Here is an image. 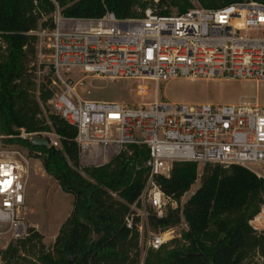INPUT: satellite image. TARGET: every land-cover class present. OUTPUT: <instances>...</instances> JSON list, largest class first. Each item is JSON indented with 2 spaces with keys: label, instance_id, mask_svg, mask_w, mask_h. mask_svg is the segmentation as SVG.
Masks as SVG:
<instances>
[{
  "label": "built area",
  "instance_id": "2783aa9c",
  "mask_svg": "<svg viewBox=\"0 0 264 264\" xmlns=\"http://www.w3.org/2000/svg\"><path fill=\"white\" fill-rule=\"evenodd\" d=\"M52 19V28L34 32L37 55L48 57L53 92L48 102L53 113L76 128L82 165H105L132 144L148 148V176L125 218L139 237L136 264H145L149 251L188 231L183 216L169 228L155 230L150 223L152 215L163 217L178 207L160 183L171 176L175 163H197L200 179L207 164L239 165L264 178V106L247 100L184 105L159 99L160 83L178 77L264 82L263 3L247 0L219 8L194 4L184 13L168 15L148 5L140 17L125 19L111 11L99 18L65 17L57 8ZM76 70L140 80L137 93L142 99L149 94L145 82L151 81L153 98L135 105L84 100L76 93L83 79L74 83V76L66 77ZM31 135L61 148L54 131L22 130L19 137ZM34 159L28 149L4 143L0 136V251L29 235L26 212ZM249 224L264 231V207Z\"/></svg>",
  "mask_w": 264,
  "mask_h": 264
},
{
  "label": "trees",
  "instance_id": "16d2710c",
  "mask_svg": "<svg viewBox=\"0 0 264 264\" xmlns=\"http://www.w3.org/2000/svg\"><path fill=\"white\" fill-rule=\"evenodd\" d=\"M247 0H197L205 8H219ZM264 4V0H253ZM155 0H0V136L7 144L22 146L42 162L45 172L73 197L70 215L54 243L47 246L34 228L22 240L0 251L4 264H136L140 261L136 228L125 218L145 185L144 166L149 151L129 145L102 166H84L75 141L77 130L62 117L47 111L53 92L50 78L36 81L29 67L37 55L39 28H52V14L99 18L108 11L118 18H136ZM162 14L184 13L192 0H157ZM54 130L61 148L32 146L19 137L21 131ZM198 179V164L177 162L169 178H160L167 195L180 202ZM264 204V178L249 169L232 165H205L201 186L182 206L166 216L152 215L159 230L179 224L182 216L188 231L172 248L149 251L145 264H245L252 255L264 256V231L249 221Z\"/></svg>",
  "mask_w": 264,
  "mask_h": 264
},
{
  "label": "rangeland",
  "instance_id": "374dc122",
  "mask_svg": "<svg viewBox=\"0 0 264 264\" xmlns=\"http://www.w3.org/2000/svg\"><path fill=\"white\" fill-rule=\"evenodd\" d=\"M192 1L198 5L197 0ZM148 5L157 7L156 2H150ZM29 67L32 69L38 85L52 77L47 56L44 59L38 58V55L31 58ZM66 77H73L74 83L83 79V82L76 85V93L88 101L135 105L141 103L142 100L148 101L153 98L151 93H153L155 84L151 81L145 82L149 94L142 99L137 93L138 87L141 85V81L137 79L93 77L79 70L66 75ZM159 99L172 104L184 105H223L247 100L257 101L259 105L264 106V82L178 77L160 83ZM47 111L53 113L49 102L44 108V113L47 114ZM254 168L263 172L257 167ZM200 186L201 179L198 178L190 191L185 193L181 201L178 202V206L182 208ZM27 205L26 221L28 225L42 234L43 241L47 246L52 245L62 224L71 213L73 197L64 192L59 183L45 172L42 162L38 159L31 160V180L28 187ZM262 207L264 205L261 206V210ZM181 239L182 237L177 240ZM175 240L170 242L167 248H172ZM0 264H4L1 256ZM245 264H264V256L259 253L252 255L245 261Z\"/></svg>",
  "mask_w": 264,
  "mask_h": 264
},
{
  "label": "water",
  "instance_id": "95a60500",
  "mask_svg": "<svg viewBox=\"0 0 264 264\" xmlns=\"http://www.w3.org/2000/svg\"><path fill=\"white\" fill-rule=\"evenodd\" d=\"M27 141L32 146L50 147L49 140L39 135H31L27 138Z\"/></svg>",
  "mask_w": 264,
  "mask_h": 264
}]
</instances>
